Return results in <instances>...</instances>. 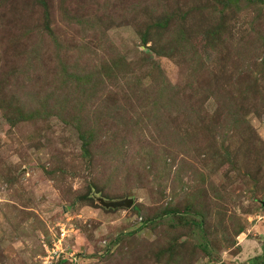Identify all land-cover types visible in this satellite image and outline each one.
Segmentation results:
<instances>
[{
  "label": "rangeland",
  "instance_id": "1",
  "mask_svg": "<svg viewBox=\"0 0 264 264\" xmlns=\"http://www.w3.org/2000/svg\"><path fill=\"white\" fill-rule=\"evenodd\" d=\"M44 1L0 0V264H264V0Z\"/></svg>",
  "mask_w": 264,
  "mask_h": 264
},
{
  "label": "trees",
  "instance_id": "2",
  "mask_svg": "<svg viewBox=\"0 0 264 264\" xmlns=\"http://www.w3.org/2000/svg\"><path fill=\"white\" fill-rule=\"evenodd\" d=\"M237 1L238 0H227V3H224V6H226V5L228 6L229 4H236ZM44 3H45V1H44ZM170 17L166 16V18H164L162 22L159 21V20H157L155 22L153 21L154 24L152 25L151 29H147L143 33L140 34V39H141L142 44L145 45L148 41H152L153 42V45L156 44V43H158V42H160V39H161L160 35L162 34L163 30H165L167 28L168 21H169ZM218 25L219 26L216 25V26L212 27L209 30V32H208L209 43L210 42L211 43H215L218 40V37L220 35V27H221L220 24H218ZM156 46L157 47L155 48V50H157V51L158 50H161L160 45H157L156 44ZM172 46H173V42L170 41L167 44V48H166V50L164 52L167 56L169 55L168 49H171ZM158 48H160V49H158ZM7 119L11 122V119L9 118V116H8ZM101 197H103V198L106 197V199H109L110 198V197H107V196H104V195L101 196ZM92 199H93V197H92ZM114 199H119V198H114ZM94 202L98 206H101L97 202V200H94ZM107 209H109V208H107ZM166 214H174V215H178L179 216V214H181V211H179L177 208L167 209V210H164L163 212H161V214L157 213L155 215V217H158L159 218V217H161L163 215H166ZM155 217L153 216L152 218H148V221L154 220ZM189 222L192 223V225H194V226L195 225H198L197 224V221L195 219H193V218ZM173 227L175 228L174 225H172V228ZM198 227H200V225ZM170 244L173 245L174 243H170ZM203 247L205 249L206 247H208V245H203ZM255 260H256L255 258L249 259V261H251V262H254Z\"/></svg>",
  "mask_w": 264,
  "mask_h": 264
},
{
  "label": "water",
  "instance_id": "3",
  "mask_svg": "<svg viewBox=\"0 0 264 264\" xmlns=\"http://www.w3.org/2000/svg\"><path fill=\"white\" fill-rule=\"evenodd\" d=\"M98 203L104 208L131 207L134 203L133 197H123L119 199H106L101 196L97 197ZM264 204V199L262 201Z\"/></svg>",
  "mask_w": 264,
  "mask_h": 264
},
{
  "label": "built area",
  "instance_id": "4",
  "mask_svg": "<svg viewBox=\"0 0 264 264\" xmlns=\"http://www.w3.org/2000/svg\"><path fill=\"white\" fill-rule=\"evenodd\" d=\"M56 253H57V251L54 252V253H52V252H48V256L51 255V257H53V254H56ZM58 255H59V254H58Z\"/></svg>",
  "mask_w": 264,
  "mask_h": 264
}]
</instances>
